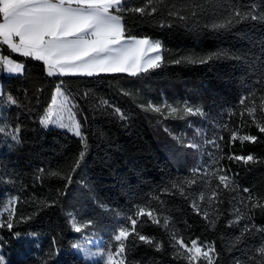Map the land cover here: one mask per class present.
Returning a JSON list of instances; mask_svg holds the SVG:
<instances>
[{"label":"trees","instance_id":"obj_1","mask_svg":"<svg viewBox=\"0 0 264 264\" xmlns=\"http://www.w3.org/2000/svg\"><path fill=\"white\" fill-rule=\"evenodd\" d=\"M146 4L147 0H125L126 8ZM152 6V15L124 13L128 35L159 40L163 46L161 66L137 77H48L42 62L0 46V54L25 64L23 75H6L0 68L5 97L11 94L18 101L6 105L0 98V122L9 125L0 134V211L10 208L1 221L15 209L14 227L0 228V254L6 264H90L74 245L85 238L102 240L98 249L114 252V235L121 227L131 228L129 217L137 219L139 234L161 242L163 249L157 251L133 234L126 242L127 264H188L175 255L169 229L185 243L197 239L213 244L215 264L258 260L256 250L264 244V208L245 205L249 194L264 203V133L257 127V122L264 123L259 110L264 83L258 82L264 79V0H152ZM236 10L257 19L236 20ZM230 17V25L213 27ZM189 57L196 62H188ZM61 81L87 136V152L75 172L81 140L39 122ZM245 96L249 98L241 105ZM253 101L255 120L245 112ZM149 104L160 106L163 114L146 111ZM165 105L179 111L169 115ZM185 106L203 115H185ZM115 108L127 118H119ZM17 126L19 142L7 135ZM233 131L256 136L258 142H232ZM191 143L199 148L188 147ZM249 154L255 163L228 159ZM214 160L233 178L234 191L217 188L218 181L205 175L215 170ZM212 190L219 193L214 206L207 203ZM201 194L204 201L199 200ZM193 201L209 213V221L193 211ZM139 207L155 210L161 225L167 217L169 229L146 216L136 217ZM235 208L247 218L235 222ZM71 219L91 224L77 233ZM246 226L251 230L244 232Z\"/></svg>","mask_w":264,"mask_h":264},{"label":"snow or ice","instance_id":"obj_2","mask_svg":"<svg viewBox=\"0 0 264 264\" xmlns=\"http://www.w3.org/2000/svg\"><path fill=\"white\" fill-rule=\"evenodd\" d=\"M152 5V0H147L144 7L126 8L125 0H0V46H6L10 50V54H18L24 58H31L34 61L42 62L48 77H93L102 73H127L132 77L140 76L147 73L150 69H156L163 62L162 43L159 40H153L149 37H136L127 34L126 25L124 22V13L132 12L144 15H152L156 12V8ZM232 17L236 20L251 18L257 19L256 15L251 13H242L239 10L233 12ZM184 19V17H180ZM233 18L227 19L223 23L214 24L213 27L223 28L233 23ZM211 57H209L210 59ZM187 61L194 63L190 57ZM177 60L176 63H180ZM205 62L204 60L200 61ZM0 68L7 73L23 75L25 73V64L13 59L11 55L0 54ZM262 77H264V69H262ZM264 83V79L258 81ZM58 84L54 94L51 97L50 104L40 119V124L47 128L54 125L60 129H66L75 137H78L83 145V150L76 158V162L72 168L75 172L80 167L87 152V136L82 132V125L76 118V113L73 111L75 107L72 104L68 95ZM0 98H4L6 105H17L18 101L11 94H7L0 90ZM249 97H242L241 105H245ZM107 104V101H102V105ZM169 109V115L176 114L179 110L176 107L165 105ZM146 111L162 113L160 106L149 104ZM259 110L264 116V97H261ZM114 111L121 119L127 117L119 108ZM185 115H203L199 109H193L190 106H185L182 109ZM245 112L249 117L255 120L257 106L255 101L251 107H246ZM3 112L0 111V118L3 117ZM244 113H241L243 115ZM9 125L0 122V134H4ZM257 127L261 133H264V123L257 122ZM20 128L17 126L11 132H8L13 140L19 142ZM222 140L223 137H220ZM230 140L235 142L257 143L258 138L252 135H239L233 131L230 135ZM214 147H219L212 141ZM188 147L198 149L197 143H191ZM223 157H221L222 159ZM228 159H233L237 162L248 164L255 163L256 158L249 154L232 155ZM215 170L206 172V176H212L217 181V188L235 190L233 178L228 172L219 165V160H214ZM40 173L44 169L38 170ZM196 171H199L197 169ZM52 176H58L57 172H50ZM39 178V177H38ZM71 175L67 177V183L71 184ZM189 183H195L190 181ZM175 187V185H174ZM183 188H180V193L183 195ZM244 192H249L247 188ZM200 201H204L203 194L199 197ZM249 202L245 205V200L241 199L240 204L251 208H264V203L257 201L249 196ZM219 202V193L212 190L211 196L207 203L214 206ZM191 207L198 215H202L205 221H209V213L202 212L199 204L195 201L191 203ZM215 210V208H214ZM237 213L236 221L245 219L246 214L242 213L240 208H235ZM136 217H148L152 223L161 225V220L155 210L139 207L135 212ZM15 217V209L9 213V218L6 222L0 221V228L6 227L11 230L13 219ZM131 228L121 227L118 234L114 235V240L118 242V247L115 251L98 253L100 256L106 255V264H127L126 242L129 237L135 234V239L143 242L146 245L153 246L157 251L163 249V244L154 241L152 238L141 235L136 231L137 219L131 218ZM91 221L80 224L75 219H71V228L80 233L83 229L89 227ZM164 229H169L168 218H164L161 225ZM215 227V224H211ZM247 226L244 232L250 231ZM264 231V229L260 230ZM170 244L174 249V253L178 258H183L188 261V264H215L217 256L215 246L213 244H202L197 239L190 240L185 243L183 237H178L174 229H169ZM244 232L241 233L243 236ZM17 237L20 233H15ZM237 238V242L239 241ZM74 247L84 251L86 255H93L80 245ZM256 252L258 260L253 257L255 264H264V244H262ZM0 264H6L3 254H0Z\"/></svg>","mask_w":264,"mask_h":264},{"label":"rangeland","instance_id":"obj_3","mask_svg":"<svg viewBox=\"0 0 264 264\" xmlns=\"http://www.w3.org/2000/svg\"><path fill=\"white\" fill-rule=\"evenodd\" d=\"M161 55H162V52H161ZM4 73L6 75H19V74H11V73H7L6 71H4ZM127 74V73H126ZM64 90V89H63ZM66 94V92H65ZM67 95V94H66ZM70 98V97H69ZM72 104H74L73 100L70 98ZM75 105V104H74ZM73 111L75 112V107L73 108ZM76 118L78 119L77 115H76ZM79 120V119H78ZM47 128H56V129H59V130H63V131H67L69 132L68 130L66 129H60L54 125H50L49 127ZM70 133V132H69ZM72 134V133H70ZM73 135V134H72ZM9 207L5 208L4 210H1L0 211V221H1V215L3 212H8L9 211ZM102 244V240H95V239H84L82 240L81 242H79L77 245H80L82 248L86 249L89 253H92L93 255H86L84 251H81L80 249L76 248L75 247V251L80 255L82 256L88 263L90 264H94V263H97V262H105L106 263V255L105 256H100L98 255V253L100 252H104L105 254L107 253L106 251H103L101 249H98V247Z\"/></svg>","mask_w":264,"mask_h":264},{"label":"crops","instance_id":"obj_4","mask_svg":"<svg viewBox=\"0 0 264 264\" xmlns=\"http://www.w3.org/2000/svg\"><path fill=\"white\" fill-rule=\"evenodd\" d=\"M102 74H104V73H102ZM0 90H2V91H3V88H2V85H1V83H0Z\"/></svg>","mask_w":264,"mask_h":264}]
</instances>
